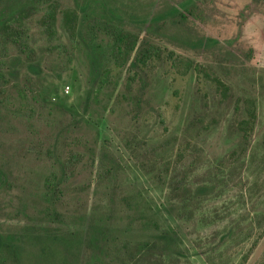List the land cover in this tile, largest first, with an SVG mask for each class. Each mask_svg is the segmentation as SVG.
Wrapping results in <instances>:
<instances>
[{"label": "rangeland", "instance_id": "rangeland-1", "mask_svg": "<svg viewBox=\"0 0 264 264\" xmlns=\"http://www.w3.org/2000/svg\"><path fill=\"white\" fill-rule=\"evenodd\" d=\"M16 1L0 0V12ZM84 1L60 7L78 12L79 27L121 19L162 57L130 85L126 67H111L98 89L85 42L64 29L61 13L51 31L39 15L24 21L19 32L33 61L11 46L0 63L7 88L0 94V236L22 239L21 256L6 250L4 264H264V1L192 0L185 18L170 9L189 0H90L83 13ZM169 51L209 68L229 86L227 97L202 73L175 72ZM248 100L256 115L241 150L238 123ZM71 135L81 144L68 145ZM70 156L74 166H62ZM165 167L178 188L155 179ZM52 173L61 221L39 213ZM139 199L162 202L158 225L175 226L178 245L160 230L129 225L125 203ZM97 225L113 239L109 256L88 240ZM45 231L58 235L52 247L36 235ZM121 239L157 243L123 261Z\"/></svg>", "mask_w": 264, "mask_h": 264}, {"label": "trees", "instance_id": "trees-1", "mask_svg": "<svg viewBox=\"0 0 264 264\" xmlns=\"http://www.w3.org/2000/svg\"><path fill=\"white\" fill-rule=\"evenodd\" d=\"M60 1L61 0H17L16 3L18 5L15 9L10 10L8 13H5V10L0 12V32H7L5 36H2L0 33V63L5 62L4 58L8 53V48L11 46L16 47L18 51H21V53L23 52L26 55L27 61H33L35 51L30 48L29 44L22 38V35L19 32L21 30V33H23L24 21L29 17L39 15L43 19V25L48 31H51L54 29L53 25L55 24L59 13L62 14V25L71 37L74 38V34L76 32L84 40L88 50L87 57L90 65V71L98 89L103 88V86L109 83L108 72L111 71V67H126L129 71V75H127L128 82L126 83L127 85H130L134 76H141L144 74L146 69L150 68L161 59L162 49L156 44L140 38L138 35L125 29L121 19H106L104 21L96 20L91 24H85L79 27L80 17L78 12L71 7L61 8ZM191 3L192 0H189L182 3L180 6H172L170 14L172 16L177 15L181 18H185L186 14L184 12ZM80 5L79 10L84 13L91 6L90 0L84 1ZM77 6L79 7V4ZM13 26L15 28H13ZM205 40L207 42L218 43L217 40L212 38H206ZM166 57L169 60L168 63L170 67L178 74L184 76L193 71L198 78L200 73H202L204 77L210 80L216 90L223 97H227L229 86L219 77L215 76L209 68L195 63L191 59L180 54H176L173 51H169ZM34 66L35 65L32 63L29 65V68L32 69ZM6 89L7 88L1 84L0 94H5ZM130 99L132 100V98ZM137 101H140V98H137ZM248 102H251V105L247 108V116L238 123L239 130L241 131V139L243 141V145L240 148L241 150H244L249 142L250 133L253 129V123L256 115L253 101L248 100ZM134 103L135 105H138V102ZM195 125L196 122L191 121L188 124V128L194 127ZM66 142L68 145L74 147L81 144L80 138L76 135H71L70 139H66ZM74 155L80 156L79 153ZM73 157L70 156L67 160H65L62 163V166L66 164V167H73V163L75 161L73 160L75 157ZM167 169L168 168L165 167L164 172L160 171L156 173L154 177L158 180V182L161 181L162 185L163 183L168 184V186L166 185L165 190L169 191L168 187L171 190L178 188L180 186V181H177L174 176L169 174V170ZM106 172H110V170H106ZM54 179L57 180L56 173H52L46 180V182H50L52 186L41 193L42 197L39 213L42 214L43 219L61 221L59 219L62 218V215L55 209L56 201H58L55 199V196L57 195L56 193L61 192V190L56 191V187H53L54 185H58V182L55 183ZM183 179L185 181V175L183 176ZM43 201L48 203L44 204ZM146 204V206L143 205V203L140 202V199L135 200L133 204H129L128 202L125 203V205L133 212V215L128 217L129 225L138 223V225L147 230H160L163 235H166V237L170 239L171 244H177L179 237L177 228L170 224L168 220H165V223L163 224L164 226L162 225L161 227L158 225L159 206L162 205V202ZM101 221L106 222V219L104 218ZM91 228L94 232L88 238L89 242L99 244V252L101 254L105 253L106 256H109L111 253L109 251L112 246L109 243L113 239H110V237L102 230L99 231L98 225L96 228L95 226L90 227L89 230H91ZM89 230L88 232L90 233ZM86 231L87 230L84 232L86 233ZM97 233L98 235L95 236ZM36 235L39 237V240L46 237L50 242L51 247L55 243L54 241L58 238L56 233L52 234L50 231H45V233L40 232ZM61 238L64 239V237ZM21 242L22 239L20 237L17 243H13L6 241L2 238V236H0V264H4L6 261V258H3V253L6 250L8 251L12 249L11 251H13V257L14 255L16 258L21 256L19 252ZM156 243V239L140 241L121 239L115 244V246L117 245V251L121 255L122 260L125 261L132 258L135 259V256H140L144 251H147L150 248L152 249Z\"/></svg>", "mask_w": 264, "mask_h": 264}]
</instances>
